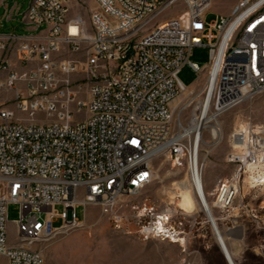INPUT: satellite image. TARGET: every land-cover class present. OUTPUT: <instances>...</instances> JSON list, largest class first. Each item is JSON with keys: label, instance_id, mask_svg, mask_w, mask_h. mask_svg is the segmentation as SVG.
Instances as JSON below:
<instances>
[{"label": "built area", "instance_id": "1", "mask_svg": "<svg viewBox=\"0 0 264 264\" xmlns=\"http://www.w3.org/2000/svg\"><path fill=\"white\" fill-rule=\"evenodd\" d=\"M73 1L32 0L23 20L37 33L0 35V49L15 52L0 62V264H45L34 246L79 228L80 207L113 210L137 194L157 150L201 179L199 130L175 134L171 124V104L189 88L185 64L214 82L194 114L217 117L264 91V0H239L211 23V0H94L89 25L70 16ZM197 47L210 54L202 68L189 61ZM252 141L256 161L263 141Z\"/></svg>", "mask_w": 264, "mask_h": 264}, {"label": "rangeland", "instance_id": "2", "mask_svg": "<svg viewBox=\"0 0 264 264\" xmlns=\"http://www.w3.org/2000/svg\"><path fill=\"white\" fill-rule=\"evenodd\" d=\"M31 1H2L0 35L37 33L28 30L23 20ZM238 1L211 0L207 22L229 16ZM96 8L94 0H74L70 16L81 15L89 25L91 11ZM180 10V6L167 10L156 22ZM5 59H15L12 47L6 51L0 49V62ZM189 61L204 67L210 62L209 50L205 47L194 48ZM179 79L189 88L171 104V124L173 133L185 134L208 82L204 76L198 79L189 64L181 68ZM245 126L248 127L251 141L261 140L263 142L260 144H264V91L211 119L202 129L199 150L201 179L215 224L233 262L264 264V185L248 186L245 163L238 159L241 153L234 150L232 145L239 128ZM212 127L219 130L215 138L211 133ZM259 162L263 164L264 156L256 162L247 163ZM172 163L168 152L157 154L150 164L153 171L151 182L135 195L122 196L113 210H105L94 204L80 207L77 210V217L81 221L79 228L34 246L41 250L45 264H229L212 224L200 205L195 214L187 215L168 204V195L174 185L184 180L189 182L188 177L190 179L189 166L184 159L177 165L173 166ZM223 183L235 186L236 193L229 204L221 206L216 204L217 188L220 185L223 187ZM3 195L0 188V197ZM56 211L61 212L62 207L57 206ZM167 211L171 214L169 222L165 224L166 233L145 234L144 228L154 227ZM19 212L18 204H9L7 233L12 241L16 237L14 223L19 219ZM61 224L62 220H55L54 226Z\"/></svg>", "mask_w": 264, "mask_h": 264}, {"label": "bare ground", "instance_id": "3", "mask_svg": "<svg viewBox=\"0 0 264 264\" xmlns=\"http://www.w3.org/2000/svg\"><path fill=\"white\" fill-rule=\"evenodd\" d=\"M211 4V3H210ZM236 24L232 25L229 29V33H231L232 29L234 28ZM214 74L212 75V77ZM214 82L213 79L208 81L206 87H211L213 88ZM206 110L204 109V112L195 114V117L193 121L190 123V127L185 130V134L188 135L192 131H197L199 130V134L197 136V142H201L202 138L200 135V130L206 126L207 123L211 121V119H215L216 116L211 115V117H207L206 115ZM212 136L215 138L219 134V130L217 127H212L211 130ZM252 134V133H251ZM234 150H237L239 153L238 157L239 159L242 160L243 163H245V169L247 172V184L250 187H254L257 185H264V162L263 164L261 162L257 164L253 163H247L249 161H252V159L247 158V155L250 151L251 145H253V141H251L249 132H248V127H241L238 130V134L235 136L234 141L232 142ZM200 147V144H199ZM262 148V149H261ZM260 148L258 152H256L254 155L256 156L254 159L257 161L261 158V156H264V144ZM198 151V149H197ZM162 151L157 150L156 155L160 154ZM262 153V155H261ZM198 157V153H197ZM173 163L172 165H177V162L175 160H172ZM253 161V162H256ZM262 161V160H261ZM189 182L187 180H184L180 184H175L173 189H171L170 194L168 195V204L173 205L176 210L182 211L184 214L187 215H192L195 214L198 211V205H200V209L207 215L209 221L212 224V227L215 231L216 238L218 239L219 245L222 246V252L224 256L226 257L227 261L229 264H235L231 258V255L226 247V244L224 242V239L222 238V235L215 224V220L212 215V211L209 205L208 201V196L205 191V185L202 179H200L197 176V179L195 181V184H193L189 177H188ZM223 187L218 186L217 191H218V197H217V203L221 206L226 205L227 203L229 204L235 193H236V188L235 186H227L226 183H223ZM199 194V197L198 195ZM170 211H167L164 213L161 217L158 219V221L155 223L154 227L151 228L152 230H155V234H163L166 233V227L165 224H167L170 220ZM174 240V239H172ZM182 241V240H181Z\"/></svg>", "mask_w": 264, "mask_h": 264}, {"label": "crops", "instance_id": "4", "mask_svg": "<svg viewBox=\"0 0 264 264\" xmlns=\"http://www.w3.org/2000/svg\"><path fill=\"white\" fill-rule=\"evenodd\" d=\"M15 6H16V5H15ZM15 6H14V7H15ZM14 7L11 9V12H10L11 14H12V10L14 9ZM26 27H27L28 30H32L30 26H27V25H26Z\"/></svg>", "mask_w": 264, "mask_h": 264}, {"label": "snow or ice", "instance_id": "5", "mask_svg": "<svg viewBox=\"0 0 264 264\" xmlns=\"http://www.w3.org/2000/svg\"><path fill=\"white\" fill-rule=\"evenodd\" d=\"M74 31V30H73Z\"/></svg>", "mask_w": 264, "mask_h": 264}]
</instances>
